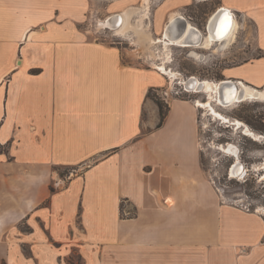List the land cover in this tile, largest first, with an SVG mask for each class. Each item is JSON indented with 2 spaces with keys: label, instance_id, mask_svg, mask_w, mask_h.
I'll return each instance as SVG.
<instances>
[{
  "label": "crops",
  "instance_id": "0c3cea01",
  "mask_svg": "<svg viewBox=\"0 0 264 264\" xmlns=\"http://www.w3.org/2000/svg\"><path fill=\"white\" fill-rule=\"evenodd\" d=\"M193 1L161 0L149 27L206 33L224 8L238 29L222 77L263 89L264 0H219L203 26ZM142 5L0 0V264H264V216L222 201L196 104L172 100L158 127L166 78L89 35L93 12Z\"/></svg>",
  "mask_w": 264,
  "mask_h": 264
},
{
  "label": "rangeland",
  "instance_id": "374dc122",
  "mask_svg": "<svg viewBox=\"0 0 264 264\" xmlns=\"http://www.w3.org/2000/svg\"><path fill=\"white\" fill-rule=\"evenodd\" d=\"M160 1L152 0L154 7L152 9L151 7L149 8L144 20L148 26L150 19L146 20V18H152V10L156 8L155 6ZM219 2V0L193 1L187 11V15L194 17L203 26L209 18L206 13L209 12L211 7H214L213 9L218 7ZM93 13H95V16L92 14V19L89 22V35L92 38L98 41L113 43L123 48L125 57L129 62L140 63L152 69H157L156 71L160 72L166 78L165 87L155 89L152 92L153 96H157L162 101L164 99L161 91L166 90L171 85L168 84L169 79L161 70L165 69L169 72L171 69L170 72H176L179 74L178 77L186 79L196 77L202 81L210 80L218 82L224 80L221 71L228 63V60L226 52L222 49V42L213 45V50H211L213 46L209 50H206L170 45L169 48L171 50L166 51L162 43H160V40H165V32L163 37H161L159 32H155L151 27H148L150 33H153V38L157 41L150 49L138 43L135 45L131 40H135L137 38L136 36L129 37L128 34L125 36L117 35L114 30L107 28L106 23H100L111 15L119 13L112 14L106 8L101 9L97 14L96 12ZM192 52L198 53L200 57L196 58L192 55ZM178 81L180 80H171L173 92L170 91L171 97L169 98L174 96L175 87L180 88ZM178 99L191 100L198 107L200 125L199 146L204 152V167L212 174V179L222 193V195L220 193L218 194L224 199V203L242 210L243 207H249L251 211L248 213H257L264 216V143L255 140V137L247 134L244 126L238 127L233 125V123L239 121L249 127L252 132L264 136V102H244L228 107L213 102L211 108L213 107L214 109L212 108L213 110L208 111L203 107H199L197 103V101L207 103L208 96L204 93H197L195 91L184 93ZM164 103L168 105L170 102L167 103L164 101ZM212 111L217 113L214 115ZM221 118H226L227 121ZM229 119L230 121H228ZM228 144L238 150V157L236 155L231 156L218 149L222 145ZM235 164H238L239 169H242L236 175L232 173ZM74 172H76L74 169H62L60 171L65 177L70 176V174L74 175ZM24 228L27 227L25 226ZM27 248L29 249V247ZM22 251L25 253L24 249ZM1 254L2 252H0V256ZM46 254L44 252L43 256L45 257ZM68 261L72 264H79V259L74 254L70 255Z\"/></svg>",
  "mask_w": 264,
  "mask_h": 264
},
{
  "label": "bare ground",
  "instance_id": "6f19581e",
  "mask_svg": "<svg viewBox=\"0 0 264 264\" xmlns=\"http://www.w3.org/2000/svg\"><path fill=\"white\" fill-rule=\"evenodd\" d=\"M150 2L151 0H143V5L141 7L139 8L131 7L128 10H125L121 15L117 14L115 16L108 17L105 21H102L100 23H106L107 28L114 30L117 35L125 36L128 34L129 37L131 36L133 37L134 35V37L136 36L137 38L131 41H133L135 45L136 43H138L139 45H142L146 48H150L152 45L156 44L157 41L156 39L153 38L152 34L150 33V30L148 28L149 26L144 22L147 14L145 13L146 14V15L144 14L145 16L142 15L143 9L147 10L150 8L149 7ZM136 15L138 16L136 17ZM116 17L118 19H115ZM175 20H179V23L178 24L175 23L172 26L167 25L164 35L165 40H160V43H162L166 51L171 50L169 48L170 45L184 47V48L192 47L194 49L201 48V49L209 50V48L215 45L216 43H220L224 41L226 42L230 37L231 39H234L235 37L234 35L238 29L237 21L233 18V15L224 8L220 9L218 15L213 19L212 24L214 25L213 26L214 33L212 34L210 33L204 34L203 32H200L199 29H197L195 26L190 24V22L183 16H177V17L172 16L170 22L174 23ZM192 55L195 56L196 58L200 57V55L196 52H192ZM162 71L165 74H167L171 78V80L173 81L180 80L181 83H185L186 85L191 86L195 92L206 94L208 96L207 103H202L201 101H197V103L199 107H203L208 111L214 109L213 107H212L213 109L211 108V104L213 102H215L218 105H223L224 107H228L237 103H244V102H254V101L264 102V88L257 89L250 87L248 85H244L242 83H240V86L238 87V84H236V82H231V81L216 82L210 80L202 81L196 77L189 78V80L190 79L192 80L188 81V79L186 78L178 77L179 74L176 72L173 71L167 72L165 69ZM212 113H214L215 115L217 112L212 111ZM221 119L227 121L226 118H221ZM228 121H230V119ZM233 125L238 127L244 126L245 132L247 134H250L253 137H255V140L264 143L263 135H258L252 132L249 127L245 126L239 121L233 123ZM218 149L231 156L232 155L237 156L238 150H236L233 146L229 144L222 145ZM241 171L242 169H239V165L235 164L232 169V173L236 175Z\"/></svg>",
  "mask_w": 264,
  "mask_h": 264
},
{
  "label": "built area",
  "instance_id": "2783aa9c",
  "mask_svg": "<svg viewBox=\"0 0 264 264\" xmlns=\"http://www.w3.org/2000/svg\"><path fill=\"white\" fill-rule=\"evenodd\" d=\"M194 1H199V2H201L202 0H194ZM205 1H209V0H205ZM219 11V10H218ZM205 32V31H204ZM206 32H207V30H206ZM160 69V68H159ZM161 70V69H160ZM162 71V70H161ZM169 71H171V69L169 70ZM163 72V71H162ZM164 73V72H163ZM165 74V73H164ZM165 76H167V78L169 79V82H168V84L169 85H171L169 88H167L166 90H162L161 92L163 93V99H164V101L165 102H167V103H169V102H171L172 100H174V99H178L179 97H181V95L182 94H184V93H190V92H194V90H191V89H188L187 88V85L185 84V83H181L180 81H178V84H179V86H180V88L178 87H175V89H174V96L172 97V98H169V97H171L170 96V91H172L173 92V89H172V84H171V80H170V77L167 75V74H165ZM237 84H240V83H238V82H236ZM174 88V87H173ZM72 176V174H70V176H68L69 178ZM213 184H214V186L216 187V189H217V191H218V193H220L221 195H222V193H221V191L219 190V188L217 187V185H216V183L214 182V180H213ZM223 200V202H224V199H222ZM243 210H245V211H247V212H250L251 211V209L249 208V207H243Z\"/></svg>",
  "mask_w": 264,
  "mask_h": 264
},
{
  "label": "trees",
  "instance_id": "16d2710c",
  "mask_svg": "<svg viewBox=\"0 0 264 264\" xmlns=\"http://www.w3.org/2000/svg\"><path fill=\"white\" fill-rule=\"evenodd\" d=\"M149 97L152 98L156 102L158 107H159V110H160V122H159L158 127H162L164 125L165 121H166V118H167V115H168V112H169V106L167 104H165L164 101L159 99L157 96H153L152 95V91H150ZM62 176H64V175L62 174Z\"/></svg>",
  "mask_w": 264,
  "mask_h": 264
},
{
  "label": "water",
  "instance_id": "95a60500",
  "mask_svg": "<svg viewBox=\"0 0 264 264\" xmlns=\"http://www.w3.org/2000/svg\"><path fill=\"white\" fill-rule=\"evenodd\" d=\"M218 13H219V11L216 13V15L215 16H213L212 18L214 19L217 15H218ZM212 18H210V20H209V22H208V26H207V32L206 33H210V34H212V33H214V30H213V24H212V22H213V19ZM212 19V20H211ZM178 24L179 23V20H175V22L174 23H169L168 24V26H172L173 24ZM201 32V31H200ZM205 34V33H204ZM192 78V77H191ZM190 80H192V79H190ZM189 79H188V81H190ZM225 81H231V82H235V81H233V80H223V82H225ZM237 84V83H236ZM240 86V84H238V87ZM187 88L188 89H191V90H194L191 86H189V85H187Z\"/></svg>",
  "mask_w": 264,
  "mask_h": 264
},
{
  "label": "flooded vegetation",
  "instance_id": "af4514ba",
  "mask_svg": "<svg viewBox=\"0 0 264 264\" xmlns=\"http://www.w3.org/2000/svg\"><path fill=\"white\" fill-rule=\"evenodd\" d=\"M153 34V33H152Z\"/></svg>",
  "mask_w": 264,
  "mask_h": 264
}]
</instances>
